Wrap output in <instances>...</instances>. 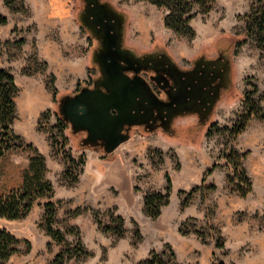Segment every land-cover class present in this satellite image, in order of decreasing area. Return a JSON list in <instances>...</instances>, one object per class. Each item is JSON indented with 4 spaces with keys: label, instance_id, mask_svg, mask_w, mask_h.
Here are the masks:
<instances>
[{
    "label": "rangeland",
    "instance_id": "obj_1",
    "mask_svg": "<svg viewBox=\"0 0 264 264\" xmlns=\"http://www.w3.org/2000/svg\"><path fill=\"white\" fill-rule=\"evenodd\" d=\"M108 1L128 14L127 45L139 51L166 47L184 67L195 55L213 56L239 37L251 8L264 4L215 0L209 12H195L193 34L184 35L164 26L166 10L148 0ZM82 4L0 0L6 19L0 23V68L17 84L12 128L20 136L0 158V195L21 188L34 148L45 157V177L53 185L52 197L36 199L26 217L0 218L1 227L22 239L8 263L52 264L59 251L80 242L87 254L64 264H137L152 251L166 264H264V47L255 35L236 46L235 87L221 96L202 131L183 123L168 135L134 127L112 152H98L77 145L55 111L61 92L91 85L98 73L89 64L96 40L76 19ZM245 151L251 190L243 196L225 157ZM166 174L168 202L152 217L144 196L164 193ZM47 201L54 203L52 226L62 241L46 232ZM117 215L124 218L122 234L116 232Z\"/></svg>",
    "mask_w": 264,
    "mask_h": 264
},
{
    "label": "water",
    "instance_id": "obj_2",
    "mask_svg": "<svg viewBox=\"0 0 264 264\" xmlns=\"http://www.w3.org/2000/svg\"><path fill=\"white\" fill-rule=\"evenodd\" d=\"M82 1L76 19L96 40L89 64L98 73L91 85L61 92L55 110L76 144L110 153L130 137L134 127L173 134L175 120L187 116L197 118L191 124L197 132L205 129L221 96L235 87L231 55L239 37L217 47L215 58L201 53L191 58L190 67H184L166 47L139 51L127 45L128 14L112 2ZM143 72L150 74L145 77Z\"/></svg>",
    "mask_w": 264,
    "mask_h": 264
},
{
    "label": "trees",
    "instance_id": "obj_3",
    "mask_svg": "<svg viewBox=\"0 0 264 264\" xmlns=\"http://www.w3.org/2000/svg\"><path fill=\"white\" fill-rule=\"evenodd\" d=\"M158 7L166 10L163 17V25L172 29L174 32L184 35H192L193 28L190 24V19L195 12H209L215 0H148ZM260 1V0H258ZM195 9V11H193ZM246 27L240 33L239 38L235 42L236 46L245 42L250 36L255 35L258 43L264 47V4L252 7L251 11L245 16ZM6 21L5 17L0 15V23ZM88 83V82H86ZM81 83L77 85L74 91L78 90ZM17 84L12 73L0 68V158L11 148L15 146L13 139H19L20 136L16 134L12 128V123L16 118V106L14 97L17 92ZM242 100L246 102V96H241ZM59 122L67 128L64 121L58 117ZM240 128L236 132H239ZM34 153L30 155L28 167L23 172V182L19 189H12L6 194L0 195V218L7 220L21 219L26 217L32 210L36 199L42 197H52L53 185L45 177L47 170L46 161L43 154L36 148ZM249 151L243 153L231 152L227 155L226 162L231 165L233 178H237V183L234 184L235 190L241 195H246L251 190V182L246 174V170L242 165V160L247 156ZM171 190V180L166 174V188L165 192H149L144 196V210L145 212L156 217L160 214L161 206L168 202ZM45 207V229L46 232L59 241L63 240V235L52 226L54 216V203L47 201L44 203ZM75 209V213L78 212ZM116 232L122 234L124 218L117 215ZM113 229V227L104 225L103 230ZM22 239L10 232L5 227L0 226V264H9L10 258L20 251L19 245ZM81 253L87 254L78 242L73 247H66L59 251L52 261V264H64L70 258L77 257ZM137 264H166V262L159 257L154 251L148 258L140 260Z\"/></svg>",
    "mask_w": 264,
    "mask_h": 264
},
{
    "label": "flooded vegetation",
    "instance_id": "obj_4",
    "mask_svg": "<svg viewBox=\"0 0 264 264\" xmlns=\"http://www.w3.org/2000/svg\"><path fill=\"white\" fill-rule=\"evenodd\" d=\"M82 5H83V4H82ZM152 48H154V49L157 50V51H161V50H162V49H161L162 47L159 46V45H156V44H155ZM205 51H207V49H205ZM216 56H218V53H217V52H216L213 56H209L208 58H215ZM191 64H192V63H191ZM191 64H190V66H191ZM212 66H216V64L213 63ZM149 74H150L149 72H143V75H144L145 77H148ZM151 83H152V85H153L155 91H156L160 96H164L163 91L160 90L159 87H157V86L155 85L154 82L151 81ZM88 84H90V82H88ZM187 117H194V120L189 121ZM187 117H182V118H178V119H176V120H175V126L178 125V123H179V124L183 123V124H181L182 126H184L183 128H189L191 124H194V123L196 122V119H197V118H196L195 116H187ZM185 118H187V119H185ZM178 126H180V125H178ZM182 126H181V127H182ZM193 129H194V128H193Z\"/></svg>",
    "mask_w": 264,
    "mask_h": 264
}]
</instances>
